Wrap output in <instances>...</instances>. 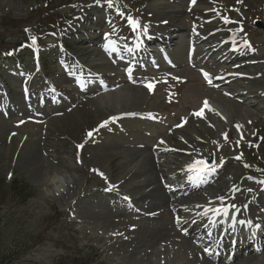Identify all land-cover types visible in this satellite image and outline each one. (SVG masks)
Here are the masks:
<instances>
[{
	"label": "rangeland",
	"instance_id": "374dc122",
	"mask_svg": "<svg viewBox=\"0 0 264 264\" xmlns=\"http://www.w3.org/2000/svg\"><path fill=\"white\" fill-rule=\"evenodd\" d=\"M76 1L87 6L94 4V17L87 16L86 6L74 5ZM133 1L134 6L139 4L138 11L131 13L122 9L123 15H119L125 21L122 23L112 18L110 11L118 8L109 7L107 0H52L49 5L57 6V10L53 19L49 14L47 20L37 14L45 0H0V36L16 42L22 36L20 28L13 25L20 23L22 29L27 26L24 23L32 26L38 21L37 24L47 26L50 34L56 31L61 15L66 14L68 22L74 16L73 22L63 29L65 39L72 41L69 50L63 53L61 46H55L49 40L44 51L53 55L47 57L49 63L58 55L57 60L54 59L56 69L64 62L73 69H77L78 63L88 68L77 76L81 88L74 85V79L69 80L68 72L63 68L50 80L55 88L45 86V77L41 73L26 72L35 66L33 60L0 70V182L6 186L17 180L27 184L32 192L23 204L17 205L6 199L2 207L0 249L11 253L9 264H56L60 257L74 251L93 257L94 264H206L201 249L194 248L176 232L178 223L174 225L171 211L179 208L170 205L173 200L160 206L163 211L159 215L156 214L158 207L150 209L147 196H142L147 193L141 191L143 187L133 188V183L144 177L136 178L132 172L126 174V170L138 168L147 150L156 156L159 149L168 150L164 155L169 158L168 162L159 165V169L171 168L172 178L183 175L195 154L202 161L211 158L207 165L214 167V171H210V175H214L216 168L218 176L211 177L210 186L195 196V202H205L212 192L219 196V189L227 193L230 186L242 182L264 188L261 179L249 174L253 164L248 153L252 143L264 153V101L249 94L248 99L255 101L254 107L249 112V108L242 105V112L237 114L213 100L217 92L204 86L198 71L200 67L195 69L185 60L188 39L184 31L197 28V37L205 40L197 49L208 61L205 66L212 75L218 73V68L207 59L210 51L207 47L211 44L223 42L224 51H231L239 64L248 59L244 58L245 52L261 59L258 64L253 63L256 59H251V62H244L243 69L234 70L250 77L236 79L234 83L233 94L242 93L235 94V99L242 101L247 92L258 94L261 88L264 89V0ZM104 6H108L109 13L103 12ZM165 8L176 10L175 18L162 14ZM219 9L229 13L227 21L214 15ZM129 17L139 22L138 28L129 23ZM255 18L262 22V28L255 26ZM111 19L113 25L102 30V25ZM175 26H180V30L166 53L173 64L152 63L147 65L146 73L141 69L135 73L146 80L144 82L155 84L153 92L142 90L141 84L136 86L123 78L118 80L115 75L121 74L124 67L121 62L110 61L98 46L87 42L94 41L96 35H103V31L107 34L106 30L110 29L109 38L116 58L121 52L120 45L127 48L135 45L137 39L145 40L141 36L147 37L150 32L147 30ZM245 31L250 32L251 37H244ZM28 48V43L20 47L21 50ZM68 57L71 63L66 61ZM194 63L200 66L195 59ZM156 66L161 67L155 70ZM99 75H114L115 78L106 81L107 85L101 88L96 81ZM24 84L29 87L25 91ZM44 88H48L51 96ZM203 99L208 100L217 115L209 110L210 115H207L208 112L203 111L207 117L197 120L195 113L201 111ZM243 109L247 111L246 115ZM129 113L131 116L125 118ZM118 115L122 117L117 124L101 125ZM182 123V131L173 130ZM93 127L98 132H91ZM255 128L262 134L261 141L255 136ZM158 145L161 148L154 150ZM124 157L129 162L127 167H122ZM132 159H137V163L133 160L130 164ZM172 160L176 164L170 163ZM62 176L70 180L65 189L58 183ZM156 178L155 186L170 195V187L163 184L164 172ZM150 190L151 187L146 191ZM205 192L208 194L204 198ZM256 194L264 202V193L256 190ZM261 202V207L254 212L247 205L243 206L244 210L246 213L250 210V217L264 220V203L261 205ZM182 210L186 212L189 208ZM178 214L177 218H180ZM159 225L166 228L168 236L162 237L163 240L160 237L152 246L139 242L150 237H142V229ZM248 264H264V251Z\"/></svg>",
	"mask_w": 264,
	"mask_h": 264
},
{
	"label": "bare ground",
	"instance_id": "6f19581e",
	"mask_svg": "<svg viewBox=\"0 0 264 264\" xmlns=\"http://www.w3.org/2000/svg\"><path fill=\"white\" fill-rule=\"evenodd\" d=\"M171 3H174V1L173 2L171 1ZM175 11L173 10V8L172 9H170V8L166 9L165 8V10L163 11L162 14L167 15L171 19H173V17L175 18V15H174L176 13ZM176 15H177V13H176ZM179 27L175 26L176 29H179ZM223 47H224V45L220 44V43L214 44V45L212 44V45L207 47V50H210L209 51L210 55H212L213 53H217L218 54L216 59H212L211 56H209V57L212 59L211 63L214 64L219 69V73H221V75H222L220 77L217 76V79L215 80V82L217 84L213 86L214 87L213 90L216 91L217 93H215L216 96H214L213 100L219 101L220 104H224L221 107L228 108V110H230L231 112H235L237 114L242 112V105L245 106V109L249 108L247 110L250 112L251 109L255 105V101L253 102V101H250L248 99V98H250L249 94H253L251 96L253 98H256V99L259 98L262 101H264V89L261 88V93L259 92L260 94L259 93L255 94L253 92H247L244 95V98H243L242 101H239V100L235 99V94L236 95H242V93H237L236 91H235L236 93L234 92L235 94H233V92H232L234 90V86H235L234 83L236 82V79H243V78H250V77L247 76L244 73L243 74L242 73L238 74L236 71H234L235 69H237V70L240 69V68L243 69V67H245L243 65L244 63L243 64H239V61H237V59H234V58H230L229 59L228 57L231 56V53H229L228 51H224ZM226 47H228V46H226ZM144 52H145L144 50L140 51L141 54H144ZM194 52L195 53L193 55L195 57H198L197 50L194 51ZM206 63H208V61ZM253 63H255V62H253ZM138 91H141V90H138ZM259 99H258V103L260 102ZM208 110L210 112H212L213 114L217 115V113L215 112L214 108L209 107ZM258 111L260 112L261 109H258ZM243 112L245 113L244 115H246L247 111L245 112V110L243 109ZM203 119L204 118H202L201 120H203ZM180 127L175 128V130H178V131L181 130L182 131V129H180ZM183 130H185V129H183ZM171 134H173V133H171ZM159 148H161L160 145H158L154 150H158ZM167 151L165 152V150H163V149L160 150L159 149L158 156H156L154 154V152L147 150V153L144 155V157L142 159V162L140 163L138 168H135V169L132 168V167L129 168V169L127 168L128 170H126V171L128 173H126V174H129V173L132 172V175L135 176L136 178H138L139 176L140 177H144V180H142V181H139V180L135 181L133 183V188H135V187L142 188L143 187L141 191H143L145 193L147 192V193L145 195H142V196H147V200L149 201V204H148L149 208L151 209L153 207V209H154V207H158V213H156L154 211L156 214H159V213H161L163 211V210L162 211L160 210L161 209L160 206H165V204L168 203L167 201L173 200V203H171L170 205H172V207H174V208H177V209L179 208L177 210V212L180 214V218L176 222V223H178V225L176 226L177 229H178L177 232L179 233V235L184 240H188V242L190 241V243L194 246V248H196V249H199V248L202 249L203 247L205 248L206 246H209L210 243L212 241H214V239H216L215 238L216 236L213 235V233H212L211 236H208L206 234V229H207L210 221L206 222V221H203V220L205 219V217H206V220H209L210 216H209V214L208 215H204V213H199L200 204L195 202L196 200H194V198H195V196L197 194L202 192V189L206 188L204 185L210 186L211 178L203 180V181L200 180L202 175H204V173H206L207 170H205L201 174V177L199 179H193L192 182H187V180L185 179V176L189 175V177H191V176H195V174H196V170L195 169H189V167H187L186 169L184 168L185 172L183 173V175L181 174V176H175V177L172 178V176L170 175V174H173V172L170 173L171 168L169 170L161 169L162 171L159 169V165H162V164H165V163L168 162L167 159H169V158H166V156L164 157V155H167ZM123 159H124V161H122V163L124 162V164H122V167L126 166L127 163L129 164V162H127V160H125V157ZM133 160H135L136 163L138 161L137 159H132L130 164H133ZM173 160L170 163H172V164L175 163ZM197 161H202V159L199 157L198 154H195L194 159L192 160V164H190V165H196L197 168H205L206 165L197 164ZM207 169H211V167L207 166ZM163 172H164L163 184L166 185L167 187H170L171 190L168 191V193H171L170 195L169 194L165 195L163 190H161L162 188H159V187L155 186V184H154L155 183L154 179L156 177H160L161 175H163ZM157 180H159V179H157ZM58 183L60 184V186H59L60 188H64L65 189V188L68 187V185L70 183V180H68L66 178V176H62L61 179L58 180ZM179 184H181V185H179ZM149 187H151V190L150 191H146ZM224 191H220V189H219V191H218V193H220L219 196H221V197H229L230 198L231 190H228L227 193L224 192ZM148 192H153L154 194H151L150 196H148L149 195ZM257 192L259 193L258 190H257ZM215 194H217V193L212 192V194L209 196L208 199L210 200V202H215V203L219 202V200L214 201V199L217 198V196H218V194H217V196H214ZM138 198H139V196H138ZM142 200H143V197H142ZM263 203L264 202L262 201V203H260V204L263 205ZM179 204H181V205H179ZM183 208H189V211L183 212V210H182ZM155 210H157V209H155ZM146 215H148V214H146ZM145 235L146 236L150 235V237H148V239H144L143 238L139 242H141L143 245L152 246L153 244H156L158 242L157 240L160 237L162 239V237L168 236V232H167V230H166V228L164 226H160L159 225V227H155V228H152V229H142V235L141 236L145 237ZM161 239H160V241H161ZM137 243H138V241H137ZM231 244L232 243L230 242V240L227 237V235L224 234L223 238L221 240V243H219L217 245V247L214 249V250L218 249V251L220 252V254L218 256V262L219 263H223L224 259H222V255L224 253H228V252L231 253L230 251H233L234 249H235L234 252H232L233 253L232 258L227 260L228 262L226 261L227 263H225V264H248V263L256 260V256L257 255L256 254L253 255V251H249V249L245 245L242 244V241L235 243V246L231 245ZM190 248H192V247H190ZM194 248H192V249H194ZM236 251H239V252H236ZM201 257H202L203 261L206 264H213V263H211V261L209 262V260L206 257H204L203 255Z\"/></svg>",
	"mask_w": 264,
	"mask_h": 264
},
{
	"label": "trees",
	"instance_id": "16d2710c",
	"mask_svg": "<svg viewBox=\"0 0 264 264\" xmlns=\"http://www.w3.org/2000/svg\"><path fill=\"white\" fill-rule=\"evenodd\" d=\"M45 1H46V5L40 10L38 9L39 11L35 10L34 12L38 11L37 12L38 16L41 17L45 16L46 20L48 19L47 17L49 16V14H51L50 16L53 19L55 14L54 11L57 6L53 8L51 5H49L51 4L52 0H45ZM49 11H51V13H49ZM37 22H35L34 24H32V26H30L31 31L33 30L37 31V29L40 30L47 29V26L45 24L43 25L39 23L37 24ZM16 25H13V27L20 28L21 31L20 23ZM24 25H28V23H24ZM7 50L16 51V45L15 43L6 40L5 37L0 36V54L4 53L3 51L7 52ZM31 196H32L31 189L25 183L19 182L17 180H13L5 186L4 182H0V221L2 219L1 218V211L3 209L2 207L6 199H9L12 203L18 205L26 202V200H28V198H30ZM54 214L60 216V214L57 212H55ZM61 218H59V220ZM11 257L12 255L10 252L7 251L3 252L0 249V264H9L8 261L10 260ZM94 263L95 262L93 257L83 255L81 251H74L72 254L67 253L64 256L60 257L59 260L56 262V264H94Z\"/></svg>",
	"mask_w": 264,
	"mask_h": 264
},
{
	"label": "snow or ice",
	"instance_id": "6c2138e0",
	"mask_svg": "<svg viewBox=\"0 0 264 264\" xmlns=\"http://www.w3.org/2000/svg\"><path fill=\"white\" fill-rule=\"evenodd\" d=\"M193 2H195V0H193ZM238 2H239V0H238ZM107 4H108L109 7L114 6V0H107ZM118 11H119V9H118ZM120 14L123 15L122 12ZM128 19H129V23L133 24L137 28L139 27V22L138 21L133 20L131 17H129ZM224 19L227 21V17H224ZM33 41H35V38H33ZM244 43H245V45L250 47V45L248 44L247 41H244ZM204 76H205L206 79H208L209 83H211V80L209 78V74L205 72ZM176 79L179 80L180 78H176ZM147 87L149 89H151L152 88V84L148 83ZM204 103H205V107H207L208 104H207L206 100H205ZM195 115H198V116L203 115V109H201V111H199V112H196ZM113 119H115V118H113ZM105 123H107V122H105ZM88 135L91 136L92 133L89 132ZM78 147H82V145H78ZM203 163H204L203 161H197V164H203ZM188 167H189V169H195L196 170L195 176L189 177L190 179H199L201 177V174L205 170H210V169H207V166H205V168H197L196 165H189ZM100 174L103 175V173H100ZM261 183H264V181H261ZM208 211H214L216 215H219L221 212L224 215H228V209L226 207L218 208V209H206L204 214L207 215ZM240 223H245V221H240ZM246 223L251 224L252 222L251 221H247ZM257 227H259V226L257 225ZM206 251H207V249H206Z\"/></svg>",
	"mask_w": 264,
	"mask_h": 264
}]
</instances>
